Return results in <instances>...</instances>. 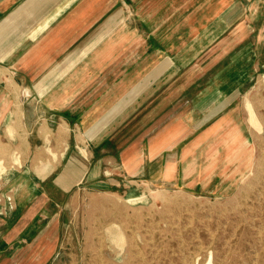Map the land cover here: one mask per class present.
Instances as JSON below:
<instances>
[{"label": "rangeland", "instance_id": "rangeland-1", "mask_svg": "<svg viewBox=\"0 0 264 264\" xmlns=\"http://www.w3.org/2000/svg\"><path fill=\"white\" fill-rule=\"evenodd\" d=\"M192 1L199 0H121L118 17L110 20L117 22L116 44L110 40L102 46L119 55L106 73L89 82L99 86L94 92L25 91L30 93L26 96L11 93L6 77H0V175H5L0 182V264H264V58L263 67L220 117L164 153L177 157V151L226 117L215 127V136L200 143V148L211 149L210 156L201 157L198 168L190 166L186 180L182 166L172 181H163L161 162L145 158L143 183L106 173L105 163L101 173L89 174L67 191L54 185L72 155L79 163L74 168H80L82 148L109 159L138 141L146 154L151 136L161 127V115L176 114V109L164 107L175 101V90L196 80L202 70L230 62L217 61L220 49L203 58L207 49L191 62L189 44H168L177 36L188 41L197 32L188 27L194 24L190 17L202 16L194 12L197 6L191 8ZM232 1L241 3V21L253 29L264 23V0ZM253 29L243 28L233 48L253 41L259 46ZM150 33L162 35L159 39L166 44H151ZM171 66L165 82L158 74ZM16 96L22 110L11 116ZM247 101L261 129L250 124ZM102 103L103 108L79 107ZM56 104L64 107L52 108ZM178 111L188 114L184 107ZM61 120L68 124L66 134L55 133ZM78 120L84 123L85 146L76 141ZM207 160L219 164L207 167ZM30 182L46 186L49 195L34 210L41 209L37 219L24 213ZM18 194L25 200L21 206Z\"/></svg>", "mask_w": 264, "mask_h": 264}, {"label": "crops", "instance_id": "crops-1", "mask_svg": "<svg viewBox=\"0 0 264 264\" xmlns=\"http://www.w3.org/2000/svg\"><path fill=\"white\" fill-rule=\"evenodd\" d=\"M191 3V8L195 6L198 8L197 10L193 9L194 12H201L200 15H202L199 18L196 15L189 18V21L194 24L188 25V27L197 30V32L193 33L188 41L183 38L178 40L180 36H177L176 41L168 42V44L182 46L189 44L191 46L189 55L192 56L191 62L199 59L207 49L209 53L203 58H208L210 51L220 49V54L216 56L217 61L223 60V64L229 60L230 62L217 67L218 69L202 70L196 80L187 83L182 89L175 90V97L172 98L175 101L164 107L176 109V114H167L165 111L161 115L162 119L159 121L161 127L151 136L146 154L143 152L142 143L138 141L127 145L115 158L112 157L113 159L98 158L97 152L90 151L88 154L82 148L81 155L84 158H81L80 168H74L78 162L73 158L76 155H72L69 167H66L63 173L55 178V183H53L59 189L67 191L73 188L76 182L82 183L89 174L96 171L101 173V166L105 163L109 165L106 168V173L129 179L127 180L129 183L133 181L143 183L145 180H142V177H145L147 172L146 159H149V162L153 164L161 162L164 167L163 181H172L174 172L182 166L181 169L184 170L182 178L186 180V172L190 166L198 168L201 165L200 158L210 156L211 149L200 148V143L204 139L215 136L213 132L215 127L221 125L222 121L226 122L224 116L216 125L199 134L195 143L177 151V157L174 155L165 156L164 153L169 147L178 146L189 135L193 133L196 135L216 116L220 117L223 110L228 109L242 95L243 88L255 77L256 71L263 67L264 44H261V40L264 36V23L254 28L257 29L254 34L258 39L259 46H254L256 41L246 42L243 47L236 50L233 48L236 44L235 38L243 28L253 29L254 27L250 26L247 21H241L244 16L241 12V3H235L232 0H199ZM120 6L121 0H0V77H6L11 93L29 96L30 93L25 91L51 94L60 91L72 94L94 92L99 86L93 84V81L89 82L106 73L104 71L119 55L104 51L102 46L110 40L111 45L116 44L117 40L114 39V35L117 22L110 20L118 17ZM199 21H204V23L198 24ZM159 37L150 33L148 38L151 44L160 47L166 42ZM157 39L161 42H158ZM112 50L114 49L112 48ZM232 55L234 56L231 57ZM174 60L180 61L178 58ZM172 66L158 74V77L162 80L165 79V82L168 81L167 77ZM146 77H151V74ZM170 77L169 80L173 78V76ZM88 78L90 80H87ZM12 79L16 80L17 85L12 84ZM177 86L181 88L178 83ZM170 96L168 97L170 98ZM15 99L16 108L11 116H16L22 110L17 96ZM104 106L106 105L102 103L95 106L80 105L79 107L103 108ZM62 107H64L63 104H56L52 108L60 109ZM183 107L188 110L187 115L178 114V110ZM49 108L51 109V107ZM66 114L63 115L68 117L69 114ZM79 117L77 118L79 119ZM79 120L80 127L76 128L78 131H75L76 141L84 145V135H81V127L84 123ZM85 121L86 119L83 122ZM201 121L202 124H200ZM13 123L14 121H11L10 125ZM197 124L198 126L194 127ZM192 125L193 130L191 131ZM67 126V122L61 120L55 133L62 131L66 134ZM9 127L7 126V128ZM42 133L47 134L46 130H43ZM15 134L16 139L19 140L18 131ZM12 139L14 140L15 137ZM20 141L22 140L20 139ZM193 144L196 146L191 148L190 146ZM53 155L56 154L53 153ZM92 163H94V167H92ZM203 164L207 167L212 164L215 166L219 164V160L214 162L207 160ZM197 173L199 174L200 171ZM4 176V174L0 175V182ZM180 176L179 174V178ZM28 185H31V182ZM44 187L37 184L28 188L31 193L27 196L28 205L24 211L29 217L27 219H31L33 215V219L41 216V209L36 213L34 210H38L41 201L49 197ZM35 194L36 196L31 197ZM18 196L19 194L16 196L17 201L21 206L25 200H19Z\"/></svg>", "mask_w": 264, "mask_h": 264}, {"label": "bare ground", "instance_id": "bare-ground-1", "mask_svg": "<svg viewBox=\"0 0 264 264\" xmlns=\"http://www.w3.org/2000/svg\"><path fill=\"white\" fill-rule=\"evenodd\" d=\"M247 108H248V110H249V122H250V124L252 125V126H254V127H256V128H258V129H261L260 127V122H259V120H258V118H257V116H256V114H255V112H254V110H253V108H252V106H251V104L247 101ZM247 110V111H248ZM245 153V152H244ZM3 170H4V168H1L0 167V172H3Z\"/></svg>", "mask_w": 264, "mask_h": 264}]
</instances>
